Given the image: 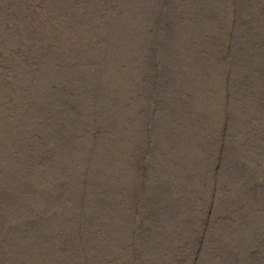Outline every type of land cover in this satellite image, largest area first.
Here are the masks:
<instances>
[{
  "label": "rangeland",
  "instance_id": "obj_1",
  "mask_svg": "<svg viewBox=\"0 0 264 264\" xmlns=\"http://www.w3.org/2000/svg\"><path fill=\"white\" fill-rule=\"evenodd\" d=\"M47 1L53 3V7L57 9L58 20L54 23L61 28L64 25L60 21L62 0ZM171 1L178 3L179 7L190 9L187 0ZM133 2L135 3V0H120L114 6L108 3L99 18L89 11L91 9L88 4L79 9L78 14H83L90 28L86 33L89 34L87 39H92L95 35L101 36L103 33L105 35L99 43L98 51L94 54L91 49H84L80 51V56L72 53L71 58L63 60L61 56V59L57 54L55 56L54 43L51 47L43 45V56L33 62L32 83L28 86V92H23V103L13 100L14 103L6 107L9 114L0 115V246L21 244V239L27 237L28 241L35 245L31 246L35 250L39 245H46L49 241L55 243L58 242V237L67 236V242L71 240L72 253L78 250L76 244L80 240L79 236L86 231V227L82 228L83 222L89 225L88 218L97 216L98 208L112 205L114 209L118 208L114 193L110 194L116 182L104 180L103 177L108 175L109 179L118 174L119 161L116 159L121 156V152L115 153V148L119 144L117 138L120 139L124 133L122 117H128V111L134 110L138 101L134 100L133 96L126 104L121 103L129 92L128 81L135 75V65L130 62L127 52L124 51V42L120 39V35H123L131 40ZM19 6L20 12L23 11L20 4L11 2L9 5L17 14ZM67 9H73L71 15L77 12L72 6ZM44 10L45 5H42L40 11ZM25 11L32 13V8H25ZM110 12L113 17H108ZM92 20L96 25H91ZM112 25L117 26L119 30L105 32L107 27ZM230 26V35L232 33L233 37L224 46L215 47L217 53H222L223 61L231 58L235 46L234 35L237 28L233 24ZM201 46L196 55H201L204 65H207L211 59L213 44L207 43L202 48ZM22 51L25 52V58L31 57L28 51ZM155 58L157 59L156 56ZM51 61L55 62V65H52ZM5 66L7 73L0 75L13 95L17 84L20 83L19 74L6 62L0 61V69ZM156 67L162 68L160 64ZM69 71L74 74H70L67 80ZM234 76L235 73L230 69L226 83V90L230 94L226 104L225 123H222L224 131L221 135L213 136L215 141L212 147L218 146L219 153L210 154L214 167L209 171V178L199 169L204 158L202 156L197 159L189 156V167L176 182L170 180L166 165L161 163L160 168L151 166L147 172L149 176L152 173L163 176L155 178L157 183L149 188L151 191L148 190L138 215L111 224L114 229L127 236L122 238L115 235V239H123V243L128 247L125 256L118 262L122 245H117L114 255L110 247L106 249L96 240L93 241L95 250H106L104 255L102 250L100 251L101 260L109 257L107 262L111 261L113 264H131L133 256H137V264H153L159 249H163L161 243L173 247L163 239V229L174 221L180 211L196 208L199 202V198L196 199L198 186L200 194L208 190L212 192V197L205 211L206 217L204 214L200 227L190 234L191 243L187 246H177V249L181 250L184 263L264 264V196L260 198L263 202L259 211L247 222L240 224L235 219L244 207H232L227 213L226 208L220 205V202L233 194L235 184L248 188L251 184L249 176L254 172L253 167L237 156L235 144L230 139L228 121L233 112L230 97L231 79ZM174 83L175 81L170 79L159 88L158 95L161 99L154 108L167 106V103L173 105L172 100H169L167 87L174 86ZM70 100L74 101V107L66 104ZM145 124L141 128L145 130L144 135H147L146 130L149 132L146 137L149 141L146 149L150 145L154 148L160 147L159 139H156V122L147 120ZM20 125L25 130L20 129L21 135L17 132ZM261 138H264V135L254 138L253 131H250L249 140H260V152L264 154V140ZM194 139L196 140V137ZM206 140H209L208 135L204 140L198 141L202 143ZM156 158V154H145V159L152 164ZM263 168L264 163L261 170ZM204 181L207 183L206 187L197 184ZM182 187L189 193L195 191L194 196L185 195L181 192ZM219 190L229 194L218 203ZM247 202L249 201L246 200L245 204ZM181 203L184 208L180 206ZM219 214H224L226 220ZM229 222L235 228L236 237H229L232 231ZM51 228L56 229L58 237L54 231L53 236L47 234ZM110 230L111 227L103 231L114 233ZM63 245L61 241L59 247ZM132 251L134 255H131ZM15 253L29 255L30 251L22 244L15 252L5 255L12 256ZM167 253L171 259L167 264L178 263L179 257L172 249ZM3 256H0V261L6 259L10 264H37Z\"/></svg>",
  "mask_w": 264,
  "mask_h": 264
},
{
  "label": "bare ground",
  "instance_id": "obj_2",
  "mask_svg": "<svg viewBox=\"0 0 264 264\" xmlns=\"http://www.w3.org/2000/svg\"><path fill=\"white\" fill-rule=\"evenodd\" d=\"M117 1L120 0L93 2L62 0L60 21L68 25V29L64 25L59 28L60 25L54 23L58 20L57 9L47 0H0V61L6 62L17 71L20 82L12 95L5 86V79L0 75V115L9 114L6 107L13 104V100L23 103V92L26 94L28 86L32 83L33 62L41 57L43 45L51 47L54 43L55 56L57 54L58 58L61 56L63 60L71 58L72 53L80 56V51L84 49H91L95 54L105 35L103 33L101 36L95 35L94 38L87 39L89 34L86 33L90 28L83 14H78V11L88 4L91 9L89 11L99 18L108 3L114 6ZM11 2L20 4L23 11L20 12L19 6L17 14L9 7ZM187 2L190 9L179 7L178 3L171 0H135L131 7L133 11L131 40L120 35L124 42V51L127 52L130 62L135 65V75L128 81L129 92L125 94L126 98L121 103L126 104L133 96L134 100L138 101L134 105V110L128 111L129 116L122 117L124 133L120 139L117 138L119 144L115 148V153L121 152V156L116 159L119 161L118 174L109 179L108 175L103 177L104 180L116 182L110 194L114 193L118 208L114 209L113 205L98 208L97 216L92 215L90 219L88 218L89 225L83 222L82 228L86 227V231L79 236L80 240L76 244L78 250L72 253L71 240L67 242V236L58 237L56 229L51 228L47 234L53 236L54 231L59 238L58 242L49 241L48 244L39 245L34 250L31 246L35 245L28 241L27 237H23L21 244L0 246V256L37 264H113L111 261L107 262L106 259L109 257L103 260L99 258L102 248L95 250L93 243L98 240L106 249L110 247L114 255L117 245H122L119 262L125 256L128 247L123 243V239H115V235L122 238L127 236L114 229L111 224L138 215L149 188L157 183L155 178L163 176L157 173L149 176L147 172L151 166L160 168L161 163L166 165L170 180L176 182L189 167V156L193 159L202 156L204 158L199 169L205 173L206 178L210 176L209 171L214 167L210 154L219 153L218 146L212 147L215 141L213 136L221 135L224 131L222 123H225L226 104L230 94L226 90L230 69L235 73L231 79L230 102L233 112L228 121L230 139L235 144L237 156L253 167L254 172L249 176L251 184L248 188L235 184L233 194L226 197L223 202L220 201L229 192L219 190L218 203L226 208L227 213L232 207H239L238 209L244 207L240 210L239 217L235 219L239 224L247 222L259 211V206L263 202L260 198L264 196V168L261 170L264 154L260 152L262 142L260 140L251 142L249 136L250 131H253L254 138L264 135V0L231 2L187 0ZM42 5H45L43 12L40 11ZM71 6L77 10L72 15L73 9H67ZM25 8L27 10L32 8V13L25 11ZM33 13L36 15L33 16ZM108 17H113V14L110 12ZM230 24L237 28L234 35L235 46L231 58L223 61L222 53H217L215 47L224 46L233 37L232 33L230 35ZM91 25H96L93 20ZM118 30L117 26L112 25L108 26L105 32ZM207 43L213 46L211 59L204 65L201 55L197 57L196 54L199 47L202 45V48ZM32 49L36 51H29ZM22 50L28 51L31 57L25 58V52ZM51 64L55 65V62L51 61ZM157 64L162 68H157ZM6 69V66L2 67L0 73H7ZM70 74L74 73L69 71L68 75L67 72V80ZM170 79L175 81L174 86L167 87L169 100H172L173 105L167 103V106L154 108L161 99L158 95L159 88ZM66 104L73 106L74 101L70 100ZM147 120L156 122V139H159L161 144L158 148L150 145L146 149L149 144L146 138L149 132L146 130L147 135H144L145 130L141 127L146 125ZM21 128L20 125L17 130L19 135ZM202 132L209 136V140L199 143V139L206 138ZM146 153L156 154L157 158L153 164L145 159ZM197 184L200 187L207 186L206 181ZM181 192L191 196L195 193V191L189 193L183 187ZM196 193V199L199 198L196 208L180 211L174 221L163 229V239L173 247L161 243L163 249H159L153 264H167L168 260H171L167 253L169 249L179 257L176 264H185L181 250L177 249V246L180 244L187 246L191 243L190 234L195 228L200 227V220L203 219L212 197V192L208 190L200 194L198 186ZM246 200L249 202L245 204ZM180 206L184 208L182 203ZM246 206L248 208H245ZM219 215L226 220L224 214ZM110 227V231L114 233L103 231ZM231 228L229 237H236L232 224ZM75 237L76 235L72 239ZM61 241L64 245L59 247ZM22 244L29 249V255L18 253L12 256L5 255L15 252ZM101 253L106 254V250L103 249ZM134 254L132 251L131 255ZM0 263L10 264L6 259ZM131 264H137V256H133Z\"/></svg>",
  "mask_w": 264,
  "mask_h": 264
}]
</instances>
